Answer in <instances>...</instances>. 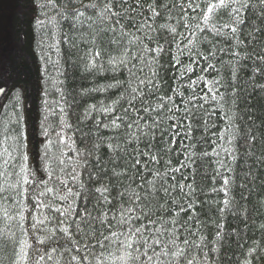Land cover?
Listing matches in <instances>:
<instances>
[{"label":"trees","instance_id":"1","mask_svg":"<svg viewBox=\"0 0 264 264\" xmlns=\"http://www.w3.org/2000/svg\"><path fill=\"white\" fill-rule=\"evenodd\" d=\"M91 2L53 0V6L47 0H0V83L5 88L0 96V152L11 143L6 137L15 134L16 117L23 115L28 164L37 179L48 180L41 157L44 145L53 141L48 152L57 159L49 162L53 169L49 186L58 189L41 197L49 205L42 209L30 203L27 193L17 195L19 185L5 194L14 200L5 203L0 198V264H11L24 240L41 252L57 249L53 260L42 264H77L72 255L88 257L80 264H124L119 244L101 247L96 241L103 243L111 232H130L140 224L151 229L145 236L157 228L174 230L177 246L186 254L170 258L169 264H186L193 256L194 264H243L245 259L264 264V228L260 227L264 224V62L257 60L264 55V10L252 0V6L240 12L242 24L234 19L233 7L238 5L217 10L205 23L202 8L188 7L192 0H140L139 4L125 0L114 9L120 15L105 21L98 18L99 8H85ZM95 2L102 7L104 0ZM195 2L203 6L206 0ZM148 5L156 7L159 15H153ZM74 10L84 12V17L73 19ZM232 27L237 28L235 33ZM112 37L120 43L109 44ZM101 45L100 57L92 60L86 55L89 48L97 50ZM145 46H162L163 51H148ZM122 55L126 67L108 63ZM90 60L96 67H88ZM139 80L145 83L140 85ZM130 83L142 94L132 93ZM106 107L112 112L100 111ZM117 117L121 126L113 128L111 121ZM172 124L177 127L171 128ZM251 135L257 140L245 143L244 137ZM59 136L65 138L63 143ZM136 159L140 164L133 167ZM2 160L0 172L18 171L5 169ZM156 172L161 175L155 177L152 191L146 182ZM224 178L229 179L227 192L220 190ZM16 181L14 175L0 176V185ZM101 187L109 191L97 192ZM42 189L33 186L36 193ZM136 195L141 197L140 208L123 226L118 223L120 213L135 207ZM103 196L109 202H102ZM21 201L29 205L22 223L17 215ZM70 204L81 217L84 208L91 213L87 224H79V232L75 213L65 218L57 211ZM5 209L12 219L4 215ZM41 214L51 218L33 229ZM59 220L69 226L77 243L60 231ZM10 233H15L14 239H4ZM85 233H93L94 238L84 239ZM48 236L53 238L38 244L39 237ZM161 238H170L167 231ZM252 248L256 252H249Z\"/></svg>","mask_w":264,"mask_h":264},{"label":"snow or ice","instance_id":"2","mask_svg":"<svg viewBox=\"0 0 264 264\" xmlns=\"http://www.w3.org/2000/svg\"><path fill=\"white\" fill-rule=\"evenodd\" d=\"M125 0H120V3L117 4L116 0H104L103 2V6L100 7L99 4H97L95 2V0H93V2L89 3L88 5H85V8H91L93 10H96L97 8H99V12H98V18L101 20H111L113 17L119 16L120 13L114 11L115 8L117 7H121L124 5ZM140 0H136V3L139 4ZM154 3L157 2V0H153ZM48 4H51L53 6H55V4L53 3V0H47ZM257 3L261 6L262 10H264V0H257ZM234 5H238V7H233V14H234V19L236 21L237 24H242L244 21L240 16V12L242 9H247L249 7L252 6V0H206V2L203 4V6L200 3H196L195 0H192V2H190L188 4L189 8H202V16L203 19L205 21V23L208 22L209 17L211 14L216 13L217 10L219 9H225L228 8L230 6H234ZM159 7H165V5L160 4L158 5ZM41 7H43V5H41ZM148 7L151 9V12L153 15H159V13L157 12V8L153 7L152 5H148ZM135 10V9H133ZM82 17H84V12L82 11H78V10H74L73 11V15L72 18L79 21ZM88 19H91V17H89ZM117 23H119V21H117ZM146 23V22H145ZM36 24L37 25H41L43 24V21L41 20H36ZM145 24H141L140 28H144ZM150 27V26H149ZM224 27H231V25L229 24H225ZM139 30V29H138ZM171 31L174 33L176 31L175 28H171ZM237 28L236 27H232V32H236ZM95 41V38H94ZM134 42V41H133ZM109 44H119L120 40L116 39L115 37H112L111 39H109L108 41ZM189 43H192V41H189ZM146 50L148 51H155L157 53L163 51L162 46H158L155 49H147V46H145ZM127 52V49H124V53ZM102 45L100 49L94 50L92 48H89L87 50L86 55L90 58H92V60H94L95 58H98L102 55ZM257 60L264 62V55H260L257 56ZM109 64L112 65H124L125 67L127 66V62H126V58L124 55H122L120 58H110L108 60ZM88 67H96V65L94 63L89 62ZM211 67V66H209ZM115 70V69H114ZM207 69H205L206 71ZM187 71L188 72H192L193 69L191 66L187 67ZM255 71H260V69H255ZM153 75L155 76V73H153ZM183 75V73H182ZM235 73L233 72V79H235ZM198 79H203V77H200ZM197 81H193L192 83H196ZM145 83L144 80H139L138 84L143 85ZM148 84L151 86L152 81L149 80ZM111 87V85H110ZM129 87L131 88V92L135 93L137 95H140L142 93H140L138 91L137 87L132 86V84H129ZM189 87H191V84L189 85ZM264 87V86H261ZM209 91H212V89L210 88ZM5 92V88L0 87V93ZM194 98V97H193ZM133 99H135V96H133ZM169 100H171V97H168ZM213 99H215V97H213ZM157 108L162 107V105L157 104L156 105ZM202 107V106H201ZM112 108L111 107H106V108H101L100 111H103L105 113H110L112 112ZM145 112L149 111V108H144L143 109ZM50 111V110H49ZM185 111H187V109H185ZM54 114V113H52ZM24 116L23 115H19L18 117H16L15 119V134L11 135V136H7L6 140H10L11 143L8 145L7 148H4L2 152H0V157H3L2 160V165L5 169L7 168H11L13 170L18 169V171H13L11 173H5V172H0V176H4L6 174H10V175H14L17 177V181L15 183H12L10 185H0V198L5 200V203H7L8 200H14V197L9 193L7 195H5L6 193H8V188L10 187L11 189L15 190L17 189V186L19 185L20 191L17 192V195L23 197L25 195V193H27L30 196V203L34 205L35 208H44V207H48L49 205H45L42 200L41 197H44L46 195V193H52L54 191H58V189H54L52 187L49 186L52 178H53V169H51L49 167V162L50 161H54L55 159H57L54 154H49L48 152V148L49 145L53 143V141L49 140L48 144L44 145L45 148V153L44 155L41 157L43 163V170L46 172L47 176H48V180H44L42 178L37 179L35 172H33V170L31 169V167L28 164L29 161V155L26 151L27 148V144L25 142V130H24ZM120 117H117L116 119H113L111 121V127L113 128H119L121 125L117 122V120H119ZM229 119H231V117H229ZM47 121V116L44 117V120L41 121V125L43 127L44 123ZM61 123H63V117H61ZM67 126V125H65ZM131 124L127 125V127L131 128ZM182 126V125H181ZM48 127H51V125H49ZM104 127H109V125L105 124ZM171 128H176L177 124H172L170 126ZM188 131L191 132V126L189 125L188 127ZM43 135L45 137H48L49 133H48V128H44L43 131ZM175 135H179V133H176ZM230 139H235V136L230 137ZM59 140L61 143L64 142L65 138L63 136H59ZM257 140V137L255 135H251V136H245L244 137V142L245 143H251ZM173 142H174V138H173ZM98 147V145H97ZM112 145H109V148H112ZM143 155H148V153H143ZM204 155H207V153H205ZM78 156H83V153L78 152ZM233 159H235V156L232 157ZM151 159L153 161H155L157 159L156 156H151ZM86 162V161H85ZM60 164L64 163L63 159L59 160ZM140 164V160L136 159L135 160V164L133 165V167H135L136 165ZM175 171L179 172L180 168L177 167L175 169ZM161 174L159 172L154 173V179L151 181H147L146 183H148L149 185H152V191H155L154 188V184H155V177H159ZM75 179V177H73ZM229 184V179L228 178H224L223 181V186L221 187V191L227 192V188L226 186ZM33 186L39 188L41 186H43V189L41 191H39L38 193L33 191ZM189 187H191V185H189ZM97 192H101V193H105L108 192L109 189L107 187H101V188H97L96 189ZM165 191H167L165 189ZM134 195V194H133ZM60 199H67L66 196H60ZM129 199H131V197H129ZM141 200V197L136 195L135 196V201L133 202L135 207H128L127 209H124L121 211L120 215H121V219L118 221L119 224L123 225V226H127L129 221L132 220L133 217V213L135 212L136 209L140 208V204L138 203ZM102 202H109L108 201V196H103V201ZM173 204H175V201H173ZM224 205L225 207H227L229 205V201L227 199L224 200ZM20 208V211L17 213V215L20 218L21 223L23 222V218H24V209L29 207L28 204H24L23 201L20 202L19 205H17ZM189 209L192 208V204H188L187 206ZM181 212H184L185 209L184 208H180L179 209ZM221 212H224V208H220L219 209ZM57 211L60 213L61 217H65V218H70L74 213L77 215V217L79 218V223L77 225V231H80V227L79 224L83 223V224H87L89 221L86 219L87 217L91 216V213L88 212L87 208L83 209L84 212V216L81 217L79 212H76L75 208L73 205H69V207L64 208L63 211H61L59 208H57ZM142 215H144L145 219H147V214L144 212H141ZM4 215L8 218V219H12L11 216H8V211L7 209L4 210ZM43 216V214H41ZM127 217V219L125 218ZM51 217L49 216H43L42 219H39L37 221V223L32 224V228L36 229L38 227V225H44L45 220L50 219ZM139 216H135V219L138 221L139 220ZM35 219V218H34ZM96 218L92 217V220L94 221ZM189 219H192L191 216H189ZM101 222H103L104 217L101 216L100 217ZM149 223L151 224L152 221L149 220ZM57 227L60 229V231L69 238V240H71L74 244L77 243V241H75L73 239V233L69 231V226L66 225L64 223V220H59ZM219 227V225H218ZM261 228H264V224L260 225ZM49 231H53V230H49ZM169 235V239L167 241L163 240L161 237H163L165 234ZM145 232H150L151 233V229L150 228H146L144 224H140L139 227H136L134 230L130 231V232H123V233H117V232H111L110 236H105L103 237V243L100 240H97L96 243L100 244L101 247H107L108 244H119L123 249V255L120 257L121 261L124 262V264H128L129 261H131V264H169V259L170 258H183L185 257L186 254V249L180 248L177 246V237L175 236L174 230L173 229H168V230H164L161 228H157L155 230V233H152L149 236H145L144 233ZM55 233L53 232V235ZM120 235H123L125 238L123 240L120 239ZM217 236H220V233L217 232L216 233ZM15 237V233H10L8 235H6L4 237V239H14ZM89 237H93L94 235L93 233H85L84 234V239H88ZM52 236H48V237H39L37 239L38 244L43 245L45 243L46 239H52ZM90 242V241H89ZM189 243V241L187 239H185L183 241V244L187 245ZM29 249H31L32 254H29ZM173 249H175L173 251ZM56 248H52L51 251H43L41 252L40 249L38 247H36L33 244H30L28 241L24 240L20 242V248L18 252H14V256L15 259L11 262V264H25V261L28 262V264H42L43 261L47 260V261H52L53 260V256L52 253L56 252ZM87 247H85V251H87ZM212 251H216L215 248L212 249ZM249 252H256L255 248L249 249ZM88 257L87 256H79V255H72L71 256V261L73 262H77V264H80L81 261L83 260H87ZM194 260H195V256H193L192 259H187L186 260V264H194ZM205 260H207V255L205 254ZM243 264H252V260L251 259H245L243 261Z\"/></svg>","mask_w":264,"mask_h":264},{"label":"water","instance_id":"3","mask_svg":"<svg viewBox=\"0 0 264 264\" xmlns=\"http://www.w3.org/2000/svg\"><path fill=\"white\" fill-rule=\"evenodd\" d=\"M4 88V86H2ZM2 93H0V96H1Z\"/></svg>","mask_w":264,"mask_h":264},{"label":"flooded vegetation","instance_id":"4","mask_svg":"<svg viewBox=\"0 0 264 264\" xmlns=\"http://www.w3.org/2000/svg\"><path fill=\"white\" fill-rule=\"evenodd\" d=\"M0 86H2V84L0 83Z\"/></svg>","mask_w":264,"mask_h":264}]
</instances>
